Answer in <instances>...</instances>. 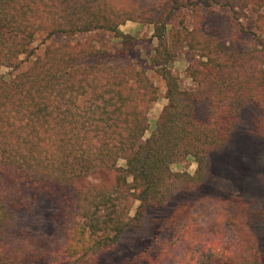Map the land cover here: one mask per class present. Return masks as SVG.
I'll use <instances>...</instances> for the list:
<instances>
[{
	"label": "trees",
	"instance_id": "trees-1",
	"mask_svg": "<svg viewBox=\"0 0 264 264\" xmlns=\"http://www.w3.org/2000/svg\"><path fill=\"white\" fill-rule=\"evenodd\" d=\"M126 19L105 0H0V264H93L98 252L140 223L148 205L164 204L175 188L200 184L206 156L229 139L240 104H264L257 61L264 51L230 53L200 36L201 78L193 74L196 86L182 89L171 68L175 50L161 26L150 67L164 80L168 102L143 139L157 97L153 81L128 55L135 38L118 28ZM98 29L111 31L120 46L51 41ZM36 41L44 43L40 52ZM24 62L28 67L13 73ZM199 102L204 118L195 115ZM260 129L264 135V122ZM180 156L194 158L193 175L171 171ZM109 170L117 172L112 189L82 185ZM130 195L139 201L133 218L122 205ZM43 198L57 206L53 238L17 222ZM143 261L164 264L158 253ZM223 264H259V258L230 254Z\"/></svg>",
	"mask_w": 264,
	"mask_h": 264
},
{
	"label": "rangeland",
	"instance_id": "rangeland-1",
	"mask_svg": "<svg viewBox=\"0 0 264 264\" xmlns=\"http://www.w3.org/2000/svg\"><path fill=\"white\" fill-rule=\"evenodd\" d=\"M105 2L112 11L128 18L118 27L135 38L128 55L155 87L157 99L148 110V129L143 139L156 129L159 115L168 102L164 80L150 67V58L157 46L156 28L163 26L167 45L175 50L171 68L182 89L196 86L193 74L201 78L200 69L206 57L199 49L200 36L209 35L230 53L264 51V0L246 6L244 0ZM53 40L69 41L76 48L84 43H91L100 50L120 46V39L104 29L68 37L55 35L51 37ZM41 42L33 44L38 46V52L44 48ZM262 58L258 57L257 61L264 72ZM28 65L29 62L22 63L13 73ZM206 111L204 102L196 103V117L204 118ZM262 121L264 104L260 101L240 104L229 139L206 156L200 184L175 188L164 204L148 205L140 223L127 227L114 246L98 252L93 264H123L131 260L145 264L144 255L151 253H158L164 264H223L230 254L242 261L249 252L259 258V264H264ZM124 164L123 158L116 162L118 167ZM196 168L197 163L191 156H180L170 166L173 172L189 175H193ZM116 173L115 170L103 171L79 182L83 181L85 188L94 184L99 187L96 189H112ZM138 204L132 195L126 197L122 201L125 216L133 218ZM56 210L53 201L43 198L34 202L30 211L20 213L17 222L34 235L53 238L57 231ZM60 239L63 242V238Z\"/></svg>",
	"mask_w": 264,
	"mask_h": 264
}]
</instances>
